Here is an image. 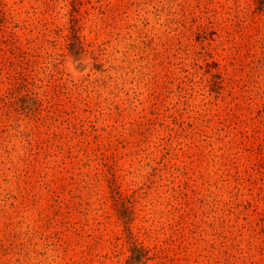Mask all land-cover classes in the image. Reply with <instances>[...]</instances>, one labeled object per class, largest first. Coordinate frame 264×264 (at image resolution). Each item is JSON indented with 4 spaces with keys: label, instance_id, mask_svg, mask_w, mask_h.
<instances>
[{
    "label": "rangeland",
    "instance_id": "374dc122",
    "mask_svg": "<svg viewBox=\"0 0 264 264\" xmlns=\"http://www.w3.org/2000/svg\"><path fill=\"white\" fill-rule=\"evenodd\" d=\"M0 264H264V0H0Z\"/></svg>",
    "mask_w": 264,
    "mask_h": 264
},
{
    "label": "trees",
    "instance_id": "16d2710c",
    "mask_svg": "<svg viewBox=\"0 0 264 264\" xmlns=\"http://www.w3.org/2000/svg\"><path fill=\"white\" fill-rule=\"evenodd\" d=\"M146 253V250L141 246L133 247V254L131 255L132 261L134 263L141 262L142 259L146 256Z\"/></svg>",
    "mask_w": 264,
    "mask_h": 264
}]
</instances>
